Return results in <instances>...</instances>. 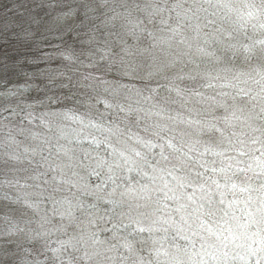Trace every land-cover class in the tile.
Instances as JSON below:
<instances>
[{
	"label": "clouds",
	"instance_id": "9594fccd",
	"mask_svg": "<svg viewBox=\"0 0 264 264\" xmlns=\"http://www.w3.org/2000/svg\"><path fill=\"white\" fill-rule=\"evenodd\" d=\"M63 2L0 81V264H264V0Z\"/></svg>",
	"mask_w": 264,
	"mask_h": 264
},
{
	"label": "trees",
	"instance_id": "16d2710c",
	"mask_svg": "<svg viewBox=\"0 0 264 264\" xmlns=\"http://www.w3.org/2000/svg\"><path fill=\"white\" fill-rule=\"evenodd\" d=\"M5 3L6 11L2 15L3 21L0 24L10 22L14 15L19 18L16 24L0 26V81L5 82L4 86L7 87L25 81L31 82L30 77L45 68L44 63L32 61L44 60L45 55L52 51V45L62 43L56 36L64 26L49 33H42L41 29L53 23L54 18L67 10L70 5L63 0H55V6L50 10L44 5H39V0H4L2 5L4 6ZM83 19L84 17L78 13L75 23L69 21L68 25L73 31H82L83 29L76 28L75 24ZM73 31H69L66 39L72 40ZM42 35H48L50 38L39 39ZM36 82L42 83L39 79H36ZM4 239L6 243L8 238ZM13 247L14 245L6 243L5 251H10ZM5 264H11V261L6 260Z\"/></svg>",
	"mask_w": 264,
	"mask_h": 264
},
{
	"label": "snow or ice",
	"instance_id": "6c2138e0",
	"mask_svg": "<svg viewBox=\"0 0 264 264\" xmlns=\"http://www.w3.org/2000/svg\"><path fill=\"white\" fill-rule=\"evenodd\" d=\"M55 5L53 4V7ZM76 15L75 11L72 9H67L61 13L58 14L57 17L54 18V20L56 21V24L58 26H62L64 23L67 22L68 18L71 16ZM36 23H40V21H36ZM33 63H44L45 64V68L50 67L51 65L48 63L47 60H42V61H32ZM37 79H47V73H41L40 76ZM36 82V81H35ZM37 83V82H36ZM51 83H55V81H51ZM38 84V83H37ZM25 87H27V84L25 85ZM68 116V118L70 119H76V117L73 114H66ZM5 183H10L11 181L8 178H5L4 180ZM69 207H71V202H69Z\"/></svg>",
	"mask_w": 264,
	"mask_h": 264
},
{
	"label": "rangeland",
	"instance_id": "374dc122",
	"mask_svg": "<svg viewBox=\"0 0 264 264\" xmlns=\"http://www.w3.org/2000/svg\"><path fill=\"white\" fill-rule=\"evenodd\" d=\"M4 0H0V22H2L3 21V19H2V15H3V13H4V11H6V9H5V7H6V3L4 4V6L2 5V2H3ZM13 10H14V7H13ZM18 16H16V15H14L13 16V18L10 20V22H3V23H1L0 24V26H4V27H6V26H9V25H13V24H16L17 23V21H18ZM55 22L56 21H54L53 23L55 24ZM63 26V25H62Z\"/></svg>",
	"mask_w": 264,
	"mask_h": 264
}]
</instances>
